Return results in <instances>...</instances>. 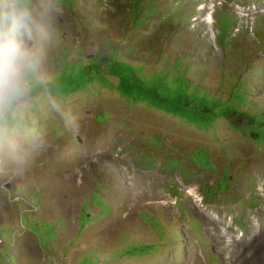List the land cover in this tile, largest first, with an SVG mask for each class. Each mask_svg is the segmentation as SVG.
Instances as JSON below:
<instances>
[{
  "label": "rangeland",
  "instance_id": "1",
  "mask_svg": "<svg viewBox=\"0 0 264 264\" xmlns=\"http://www.w3.org/2000/svg\"><path fill=\"white\" fill-rule=\"evenodd\" d=\"M138 1L60 0L47 94L0 132V264H264V138L166 109L187 78L264 118V0Z\"/></svg>",
  "mask_w": 264,
  "mask_h": 264
},
{
  "label": "clouds",
  "instance_id": "2",
  "mask_svg": "<svg viewBox=\"0 0 264 264\" xmlns=\"http://www.w3.org/2000/svg\"><path fill=\"white\" fill-rule=\"evenodd\" d=\"M61 12L60 0H0V132L14 135L36 94H47L44 65Z\"/></svg>",
  "mask_w": 264,
  "mask_h": 264
},
{
  "label": "trees",
  "instance_id": "3",
  "mask_svg": "<svg viewBox=\"0 0 264 264\" xmlns=\"http://www.w3.org/2000/svg\"><path fill=\"white\" fill-rule=\"evenodd\" d=\"M140 1L141 0H139L138 2H140ZM136 5H138V4H136ZM143 7L146 8L147 6H143ZM145 8H142V12H144ZM147 8H149V7H147ZM155 12H156V10L154 9V7H152L150 11L146 12V16H144V18L140 19L137 26L141 27L143 25V22L146 19H148ZM175 15L176 14H174L173 16H175ZM226 21L227 20H224L221 23L222 36H221L220 40H223L222 38L225 36V32L227 31V28H228L229 22L227 21L228 24L226 27V25H225ZM225 37H224V39H225ZM177 64H183V60L177 61ZM129 71H130V69L125 67V66L121 67V69H120L121 73L129 72ZM186 79L187 78H185L186 82L182 83V85L184 86V88L186 90L183 91L182 88L178 89L177 96H176L177 103L175 105H172L171 107L166 108L169 110V112L175 113L178 115L180 114L183 117H190V118H192L193 121L199 123L198 125L202 124L201 122H203L205 125L207 122V119H205V118L209 117L211 119L209 128L212 125H214L218 119L225 117L232 123L233 127L235 129L241 131L242 134L247 135V131H250L251 133H253L254 139L256 141H259V140L262 141V139L264 138V135H263L264 118H261L257 114L253 115V114L241 111V110H239L237 112H233V111H229V110H220V107L218 105V101L214 97H207V96H200V98H198L196 96L191 97L188 94V91H189L188 89H189V86L191 85V83ZM197 89H199V91L202 92L199 87H197ZM237 90H238L237 96L240 100V103H242V104L250 103L248 98L243 94L246 89L243 86H238ZM196 99L198 100V102H196L197 101ZM172 108H174V109H172ZM234 114H236L237 116L245 117L248 122L244 126H240L239 123L237 124L236 119L233 117ZM193 117H195V118H193ZM261 143H264V142L262 141Z\"/></svg>",
  "mask_w": 264,
  "mask_h": 264
}]
</instances>
